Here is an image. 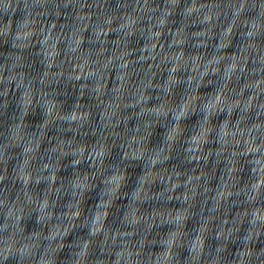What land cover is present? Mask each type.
I'll list each match as a JSON object with an SVG mask.
<instances>
[{"label": "clouds", "instance_id": "clouds-1", "mask_svg": "<svg viewBox=\"0 0 264 264\" xmlns=\"http://www.w3.org/2000/svg\"><path fill=\"white\" fill-rule=\"evenodd\" d=\"M0 264H264V0H0Z\"/></svg>", "mask_w": 264, "mask_h": 264}]
</instances>
